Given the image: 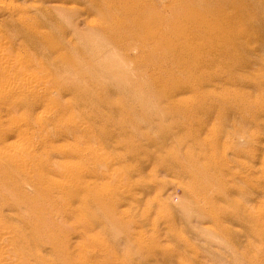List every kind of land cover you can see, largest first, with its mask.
<instances>
[{"label": "rangeland", "instance_id": "rangeland-1", "mask_svg": "<svg viewBox=\"0 0 264 264\" xmlns=\"http://www.w3.org/2000/svg\"><path fill=\"white\" fill-rule=\"evenodd\" d=\"M103 2L0 0V69L33 87L6 98L0 77L1 143L48 184L0 177V264H264V12L244 30L229 6L226 33L176 60ZM220 5L160 0L159 27Z\"/></svg>", "mask_w": 264, "mask_h": 264}, {"label": "bare ground", "instance_id": "bare-ground-1", "mask_svg": "<svg viewBox=\"0 0 264 264\" xmlns=\"http://www.w3.org/2000/svg\"><path fill=\"white\" fill-rule=\"evenodd\" d=\"M78 1V0H76ZM89 1V0H88ZM105 2V4L107 5L108 8H111L112 11H114V13H110V16H108V18H106V20H111L115 22V25L120 26L121 29L125 30V34H130V36L135 39L136 42H142L144 47L148 48V53L152 56L153 52L150 53V50H152L151 48L153 47H161L163 46L166 48V50L169 52V49L171 50V52L173 53L172 58L176 59V60H181L182 57H184V53H189L192 51L193 49V44L195 43V40H199L203 37L207 36H211V35H215L217 34V31L219 29V31L222 33H226L227 28L226 25L224 24V22H227V20L229 19L228 16V12H227V8L229 6L235 8V10L233 11V13L235 15H237L236 17L238 18H242L245 19V24H244V30L247 29V27H253V25L255 24L250 21L251 19V15H254L258 12L263 11L264 12V0H206L207 2H209L210 4H214L218 2L221 4L220 6H218L217 8H214L212 11L214 12L213 14H201L198 13L197 11L193 10L191 14L185 12L186 15V19L185 21H182L181 19L177 18L175 20H179V22H181V24H174L173 23V19H171L170 21L168 20L169 18H167V25L164 26L163 31L160 29L159 27V21H162L163 23V19H162V11H161V7H160V0H103ZM99 2V0H98ZM103 2V3H104ZM80 3V2H79ZM132 4L131 7H129V4ZM96 4V2H95ZM98 4V3H97ZM101 4V3H100ZM189 4V3H188ZM134 5V6H133ZM192 6V2L190 4ZM97 6V5H96ZM105 6V5H104ZM100 7V6H99ZM98 7V8H99ZM163 7V6H162ZM163 9V8H162ZM102 10V8H101ZM103 11V10H102ZM108 11V10H107ZM129 12H134L135 13V17L132 19H127V20H123L120 19V15L123 14H127ZM171 12V11H170ZM198 13V14H197ZM195 15V16H194ZM120 16V17H119ZM201 16H203L201 18ZM119 17V18H118ZM209 17V18H208ZM196 19V20H195ZM248 20V21H247ZM217 21H219V23H217ZM91 22V20H90ZM108 23V21H107ZM262 23V22H261ZM249 24V26H248ZM116 29V28H115ZM31 30V29H30ZM109 35V34H108ZM169 35L171 37H169ZM220 36V35H219ZM177 38L181 41L175 42ZM141 38V39H140ZM208 39V38H207ZM213 39V38H212ZM209 40V39H208ZM214 40V39H213ZM201 41V40H200ZM197 45V44H196ZM194 45V46H196ZM202 45V44H201ZM198 47V46H196ZM2 48V47H0ZM155 49V48H154ZM3 49H0V51ZM165 50V49H164ZM203 50H201L202 52ZM162 52V50H161ZM204 52V51H203ZM206 52V51H205ZM159 53V52H158ZM1 54V53H0ZM198 54V53H197ZM205 55V54H204ZM190 56V55H189ZM206 56V55H205ZM217 57V55H216ZM187 58V57H186ZM12 59V58H11ZM159 60V59H158ZM13 61V60H11ZM193 61V60H192ZM156 62V61H155ZM11 66V65H10ZM183 66V65H182ZM196 66V65H194ZM215 67V66H214ZM216 68V67H215ZM203 69V68H202ZM215 70V69H213ZM219 74V73H218ZM27 75V74H26ZM203 75V74H202ZM3 77V79H7L10 82L9 87H7V85L5 87L3 91L4 93V97H8L11 98L13 94H19V101L21 102V99H23L25 101V99L23 97L25 92L27 90H30L31 88H29L30 86H32V83H29L30 81L26 80L25 82H23V80H21L22 82L17 84L15 82H13L12 80V74H10L8 67H2V69H0V77ZM29 79L32 76H27ZM25 78V75H24ZM213 78V77H212ZM219 78V77H218ZM232 78V77H231ZM33 79V78H32ZM178 79V78H177ZM181 79V78H180ZM226 79V78H225ZM16 81V80H15ZM34 82V79L32 80ZM175 81V80H174ZM211 81V80H210ZM184 82V81H182ZM15 83V84H13ZM127 83V82H126ZM188 83V82H187ZM31 84V85H30ZM136 84V83H135ZM170 84V83H169ZM211 84V83H210ZM134 85V84H133ZM132 85V86H133ZM214 85V84H211ZM210 85V86H211ZM173 86V85H172ZM138 87V86H137ZM175 87V86H174ZM215 87V86H214ZM176 88V87H175ZM213 88V87H212ZM127 89V88H126ZM207 90V89H205ZM212 90V89H211ZM35 91V89H34ZM138 93H139V89H138ZM177 93V91H176ZM31 94V91L30 93ZM28 94V95H29ZM35 94V93H33ZM32 94V96H33ZM131 94V93H130ZM37 97V96H36ZM39 97V96H38ZM37 97V98H38ZM30 98H32L30 96ZM135 98V96H134ZM137 98V95H136ZM35 100V98H34ZM33 100V101H34ZM28 101V100H27ZM26 101V102H27ZM30 101V100H29ZM147 102V101H146ZM145 102V103H146ZM17 103V102H16ZM29 103V102H28ZM10 104V103H9ZM8 104V105H9ZM14 104V103H12ZM23 104V103H22ZM30 104V103H29ZM39 104V103H38ZM27 105V104H26ZM13 106V105H12ZM17 106V104H16ZM15 106V107H16ZM21 106V105H20ZM29 106V105H28ZM33 107V106H32ZM193 107V106H192ZM191 107V108H192ZM11 108V107H10ZM18 109V108H17ZM29 109V108H28ZM16 110V109H15ZM192 110V109H191ZM3 111V110H2ZM10 111V110H7ZM2 118H0V124H2ZM4 122V121H3ZM11 122V121H10ZM5 123V122H4ZM130 123V122H129ZM5 125V124H4ZM9 126V125H8ZM16 126V125H15ZM13 126V127H15ZM1 127V126H0ZM18 127V126H17ZM0 130L3 131V135H0V177L5 178L6 182L7 179H11L14 180L15 183L18 184H25L27 183L28 186H31L35 189H42V190H46L48 188V184L46 182L47 177L46 175H42V173H40V171H37L34 167V169L32 168L31 164L29 165L28 161L26 160L28 157H25V159H23L22 157L17 158V156L15 157L12 153V148L13 146H11V144H4L1 143L3 142L5 139H8L9 137H12L14 135V131L17 130L16 127L12 128V126H10V128L6 129H2L0 128ZM29 131V130H28ZM89 140V139H88ZM208 143V142H207ZM193 146V145H192ZM14 148V147H13ZM15 149V148H14ZM15 152V151H14ZM22 152V151H21ZM24 152V151H23ZM19 153V152H18ZM198 153V152H197ZM199 154V153H198ZM22 155V154H21ZM29 155V154H28ZM36 155V154H35ZM150 155V154H149ZM195 156V155H194ZM42 157V156H41ZM180 157V156H179ZM30 159V158H28ZM41 159V158H40ZM215 159V158H214ZM32 161V160H31ZM38 161V160H37ZM36 161V162H37ZM40 161V160H39ZM33 165V164H32ZM38 166V165H37ZM44 166V165H43ZM41 167V166H40ZM38 167V168H40ZM43 169V168H42ZM80 172V171H78ZM83 172V171H82ZM193 173V172H192ZM79 174V173H78ZM84 174V173H83ZM81 175V174H80ZM85 175V174H84ZM201 175V174H200ZM73 176V175H72ZM207 176V175H206ZM51 177V176H50ZM49 177V178H50ZM80 177V176H78ZM83 177V176H81ZM198 177V175H197ZM200 177V176H199ZM253 177V176H252ZM209 178V177H208ZM207 178V180H208ZM51 179V178H50ZM83 179V178H82ZM4 180V181H5ZM75 180V179H74ZM73 180V181H74ZM81 180V179H80ZM217 180V179H216ZM247 180V178H246ZM40 181V182H39ZM61 181V180H60ZM85 181V180H84ZM83 181V182H84ZM25 182V183H24ZM39 182V183H38ZM52 182V181H51ZM78 182V181H77ZM14 183V182H13ZM50 183V182H49ZM203 183V182H202ZM51 184V183H50ZM59 184V183H58ZM61 184V183H60ZM88 184V183H87ZM26 185V184H25ZM54 185V183H53ZM216 185V183H215ZM10 186V185H9ZM21 186V185H20ZM27 186V185H26ZM88 185H86L85 187H87ZM129 186V185H128ZM23 187V186H22ZM21 187V188H22ZM58 187V186H57ZM60 187V186H59ZM82 187V186H81ZM2 188V185H1ZM0 188V189H1ZM31 189V188H30ZM34 189V190H35ZM215 189V188H214ZM14 190V188L12 189ZM23 190V189H22ZM33 190V189H32ZM60 190V189H58ZM62 190V189H61ZM72 190V189H71ZM130 190V188H129ZM19 191V190H18ZM67 191V190H66ZM214 191V190H213ZM255 191V189H254ZM15 192V191H14ZM47 192V191H46ZM261 192V191H260ZM12 193V192H11ZM17 192H15L16 195ZM24 196H27L26 192H23ZM211 193V192H210ZM1 194V193H0ZM19 194V193H18ZM30 194V193H29ZM5 195V193H4ZM1 196V195H0ZM20 196V194H19ZM81 196V195H80ZM79 196V197H80ZM228 196V195H227ZM250 196V195H249ZM253 196V195H252ZM6 197V196H5ZM78 197V196H77ZM251 197V196H250ZM254 197V196H253ZM5 199V198H4ZM19 199V198H18ZM7 199H5L4 201H6ZM9 200V198H8ZM7 200V201H8ZM2 201V199H1ZM3 202V201H2ZM9 202V201H8ZM25 202V201H24ZM6 203V202H4ZM14 206V204H13ZM9 207V206H8ZM259 209V208H258ZM5 210V209H4ZM11 210V208L9 209ZM74 210V209H73ZM247 211H250L247 210ZM75 212V211H73ZM77 213V210H76ZM75 213V215H76ZM9 214V213H7ZM29 214V212H28ZM74 214V213H73ZM78 216V215H77ZM264 216V215H263ZM261 216V217H263ZM28 217V216H27ZM2 218V217H1ZM0 218V219H1ZM4 218V217H3ZM7 218V217H5ZM4 220V219H3ZM12 220V219H11ZM7 221V220H6ZM10 221V220H9ZM153 221V220H152ZM16 223V222H15ZM4 224V223H3ZM10 224V223H9ZM14 224V222H13ZM21 223H19L18 225H20ZM23 224V223H22ZM21 224V225H22ZM134 224V223H133ZM11 225V224H10ZM15 227V225H14ZM20 228V227H18ZM134 229V228H133ZM19 230V229H17ZM26 230V229H25ZM134 231V230H133ZM136 231V230H135ZM142 231V230H140ZM194 231V230H193ZM27 232V231H26ZM21 231L20 234L21 235ZM141 233V232H140ZM144 233V232H143ZM23 234V233H22ZM29 234V233H28ZM85 234V233H84ZM24 235V234H23ZM0 236H2L0 234ZM4 236V235H3ZM139 236V234L137 235V237ZM164 236V235H163ZM7 237V236H6ZM23 237V236H22ZM260 241H262L263 235L262 232H260ZM15 238V237H13ZM17 238V237H16ZM25 238V237H24ZM8 239V238H7ZM32 239V238H31ZM147 239V238H146ZM195 240H197L198 242H200V236L194 237ZM15 240V239H14ZM54 240L55 237H54ZM167 240V239H166ZM5 241V240H3ZM10 241V240H9ZM16 241V240H15ZM5 243V242H4ZM3 243V244H4ZM11 243V242H10ZM15 243V242H14ZM21 243V241H20ZM18 243V244H20ZM76 243V242H75ZM12 244V243H11ZM166 244V243H165ZM168 244V243H167ZM11 246V245H10ZM16 247V246H15ZM18 247V246H17ZM16 247V248H17ZM24 247V246H23ZM80 247V246H79ZM15 248V249H16ZM206 248V247H205ZM7 250V249H6ZM19 250V249H18ZM27 250V248H26ZM71 250V249H70ZM81 250V248H80ZM5 251V250H4ZM213 251V250H212ZM8 252V251H7ZM24 252V250H23ZM76 252V251H75ZM184 252V251H183ZM183 252H179L178 249L168 253L169 255L167 256V261L170 264H185L181 261L182 259V255ZM216 252V250L214 251V253ZM3 253V252H2ZM27 253V252H26ZM185 253H187L185 251ZM7 253H4V256ZM25 254V253H23ZM39 254V253H38ZM213 254V253H212ZM217 254V253H216ZM1 255V254H0ZM11 255V254H10ZM7 255V256H10ZM196 254H193L191 257L196 259L197 256H195ZM3 256V254H2ZM15 256V255H14ZM190 256V255H189ZM235 256H237V254H235ZM1 257V256H0ZM213 257V256H212ZM242 258V257H240ZM37 259V258H35ZM214 259V258H213ZM243 259V258H242ZM11 260V259H10ZM15 261V260H14ZM23 262V260H22ZM30 262V261H29ZM3 263V262H2ZM12 263V262H11ZM10 263V264H11ZM33 262H31L32 264ZM16 264V263H15ZM21 264V263H19ZM94 264V263H93Z\"/></svg>", "mask_w": 264, "mask_h": 264}]
</instances>
